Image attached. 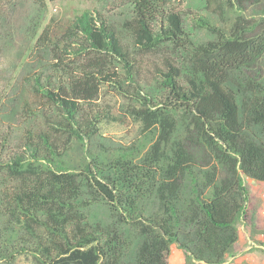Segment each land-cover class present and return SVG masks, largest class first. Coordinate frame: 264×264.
<instances>
[{
  "label": "trees",
  "instance_id": "16d2710c",
  "mask_svg": "<svg viewBox=\"0 0 264 264\" xmlns=\"http://www.w3.org/2000/svg\"><path fill=\"white\" fill-rule=\"evenodd\" d=\"M34 1L41 13L55 0ZM90 1L33 43L53 61L32 76L46 128L27 131L0 164V261L170 264L175 246L180 264L224 263L248 226L245 177L264 183V1L213 0L216 23L167 0H120L131 45ZM166 43L185 58L166 59L147 83L133 48ZM104 85L126 99L110 117L135 132L117 145L104 141Z\"/></svg>",
  "mask_w": 264,
  "mask_h": 264
},
{
  "label": "rangeland",
  "instance_id": "374dc122",
  "mask_svg": "<svg viewBox=\"0 0 264 264\" xmlns=\"http://www.w3.org/2000/svg\"><path fill=\"white\" fill-rule=\"evenodd\" d=\"M206 3V0H167L166 7L184 14L199 11L211 16L213 21L218 23L220 19L213 12L217 3L210 0L208 7L205 8ZM98 4L103 14L115 24L122 42L131 45L132 40L123 26L126 11L119 7L120 0H98ZM88 5L93 6V3L90 0H55L48 2L47 5H41V13H37V7L40 6L34 0H0V164L7 155L21 150L27 131L46 128L38 108L46 107L47 103L35 96L32 76L34 73L48 74L53 61L50 50L45 49L43 52L34 48L35 38L50 22L61 19L78 7ZM251 9L256 11L257 8L255 5L249 7L248 15H252ZM193 34L198 41L211 37L205 29H194ZM133 53L140 62L141 79L150 84L156 75H159L158 68L166 67V59L170 58L179 63L185 58L184 49L169 43L149 53H141L133 48ZM64 61L68 67H73L79 60L70 58ZM111 70H115L122 79L126 76L121 66L111 65ZM103 87L100 105L109 113V116L102 120L104 141L117 145L118 142L131 140L135 133L130 128L133 123L131 125L119 123L110 117L115 112L123 116L122 105L126 99L110 86ZM52 112H55L54 108ZM2 171L0 169V178H4L5 175ZM245 183L249 190L246 222L248 226H239L238 253L233 257H227L224 264H264V183L249 177H245ZM93 213L103 214L100 208L93 209ZM182 261L181 250L173 246L169 263L180 264ZM0 264L36 263L26 257H19L14 262L1 260Z\"/></svg>",
  "mask_w": 264,
  "mask_h": 264
},
{
  "label": "crops",
  "instance_id": "0c3cea01",
  "mask_svg": "<svg viewBox=\"0 0 264 264\" xmlns=\"http://www.w3.org/2000/svg\"><path fill=\"white\" fill-rule=\"evenodd\" d=\"M172 248H173V246L171 247V250H172ZM225 263V262H224ZM224 263H222V264H224Z\"/></svg>",
  "mask_w": 264,
  "mask_h": 264
}]
</instances>
